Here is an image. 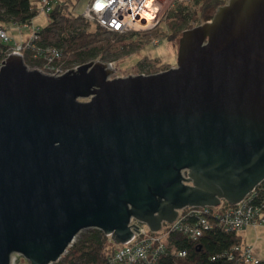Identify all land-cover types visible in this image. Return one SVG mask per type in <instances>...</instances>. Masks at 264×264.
Listing matches in <instances>:
<instances>
[{"label": "water", "instance_id": "obj_1", "mask_svg": "<svg viewBox=\"0 0 264 264\" xmlns=\"http://www.w3.org/2000/svg\"><path fill=\"white\" fill-rule=\"evenodd\" d=\"M114 71L2 60L0 264L57 262L87 227L122 243L132 216L159 231L264 181V0H228L184 29L174 66Z\"/></svg>", "mask_w": 264, "mask_h": 264}, {"label": "trees", "instance_id": "obj_2", "mask_svg": "<svg viewBox=\"0 0 264 264\" xmlns=\"http://www.w3.org/2000/svg\"><path fill=\"white\" fill-rule=\"evenodd\" d=\"M225 1L200 0L198 8L193 11L185 10L183 6L175 12H167L164 19L173 29L168 37L173 39L181 35L184 29L195 25L192 21L210 19L212 14L209 11ZM39 10L38 0H0V24L9 21L17 24L30 23ZM50 16L52 21L39 29L37 44L60 48L63 58L70 65L86 62L98 53L104 57L117 49L138 50L147 43L127 41V37L131 38L138 34L137 31H112L98 24L95 29H89L90 21L80 14L72 13L66 2L54 4ZM9 46L0 40V60L6 57ZM30 54L27 52L24 57L26 63L29 64L30 60L34 64L38 63ZM232 206L225 201V206L221 210L215 207L213 214L209 215L213 226L197 238L181 233L171 235L165 252L158 257L156 264H237L241 251L233 247L243 243L242 235L240 231L225 230L220 224L221 214ZM115 246V243L109 240V236L102 229L92 227L75 239L58 264H112L110 256ZM180 249H186L187 254L179 255L178 250Z\"/></svg>", "mask_w": 264, "mask_h": 264}, {"label": "built area", "instance_id": "obj_3", "mask_svg": "<svg viewBox=\"0 0 264 264\" xmlns=\"http://www.w3.org/2000/svg\"><path fill=\"white\" fill-rule=\"evenodd\" d=\"M38 1L43 4L42 7L40 5V10L43 8L48 16V22H51L50 12L53 8L54 0ZM147 2L148 0H88L82 16L102 28L112 31L130 32L154 20L155 15H157V9L154 5V17L149 19L146 16ZM32 23L33 20L30 23L16 24L18 27H28ZM40 28L36 27L32 31L31 36L23 42L11 45L7 54L14 52L20 53L25 57L26 53L30 52L33 60L38 61V63L34 64V68H39L46 73L54 75H60L69 68L76 67L77 65H67L60 48L52 45L42 46L37 44ZM0 40L10 44L11 37L7 26L4 24H0ZM2 60H0V66ZM215 207L185 206L178 210V215L174 221L164 222L159 231L150 230L146 223L132 216L130 219V226L133 231L131 238L125 242L117 243L112 239L111 235H108L109 240L116 245L110 256L111 263L156 264L158 257L165 252L171 235L181 233L188 237L197 238L205 230L210 229L213 223L209 219V215L213 214ZM220 224L228 231H241L248 225L264 227V181L255 187L243 200L224 211L220 216ZM233 249L241 251V257L237 264H264V258L256 255L251 245L242 243L234 246ZM178 254L184 256L187 254V250L180 249Z\"/></svg>", "mask_w": 264, "mask_h": 264}, {"label": "rangeland", "instance_id": "obj_4", "mask_svg": "<svg viewBox=\"0 0 264 264\" xmlns=\"http://www.w3.org/2000/svg\"><path fill=\"white\" fill-rule=\"evenodd\" d=\"M54 0L53 5L57 2L62 3L66 2L69 4V8L72 13L82 15L83 10L87 4L88 0ZM226 0L225 2H227ZM42 7V2L38 1ZM200 0H155L154 5L157 9V15H155L154 20H151L141 26L139 29L133 30L137 31L138 34L132 36L131 38L127 37V41H134L136 43L147 42L143 47L138 50H130L124 51L123 49H117L115 52L109 53L107 56L102 57L100 53L96 54V56L89 58V60L100 59L103 61L111 62L114 66V73L112 76H126L128 74H137V73H152L160 70L167 69L171 66L176 65L177 63V53H178V45H179V37L176 36L173 39L168 37L169 34L172 33L173 29L167 25L164 17L167 12H175V10L180 7L183 8L185 6V10L193 11L199 6ZM214 10H210L209 13L213 14ZM170 13V14H171ZM192 24H199L203 22V19H199L197 21H192ZM48 23V16L41 8L38 11L37 15L33 18V23L28 27H18L15 22H3L5 26L8 28V33L11 37L10 46L15 43H21L24 40L28 39L31 36L32 31L36 29V27H42ZM96 23L93 21L89 22V29H95ZM132 31V32H133ZM132 39V40H131ZM9 46V47H10ZM30 54V52H28ZM31 56V54H30ZM32 57V56H31ZM39 62H41L39 60ZM29 67L34 68V62L29 61ZM67 65H70L67 63ZM78 65V64H74ZM70 65V66H74ZM156 65H159L158 68H154ZM157 71H154L156 70ZM225 206V201H222L219 205L216 206L217 210H221ZM92 227L83 228L76 239L81 235L89 231ZM247 238L249 241H254L256 236H261V239L256 242V247L260 249H264V227L259 226L257 230L253 227L249 228L247 232ZM244 239L245 236H243ZM245 244V243H244ZM263 245V247H262ZM255 253V249H253ZM256 254V253H255ZM65 255V254H63ZM257 255V254H256ZM61 257L59 260H62ZM12 264H30L29 260H27L23 255L19 253L13 254ZM50 264H58L57 262H51Z\"/></svg>", "mask_w": 264, "mask_h": 264}, {"label": "crops", "instance_id": "obj_5", "mask_svg": "<svg viewBox=\"0 0 264 264\" xmlns=\"http://www.w3.org/2000/svg\"><path fill=\"white\" fill-rule=\"evenodd\" d=\"M77 1L75 0L74 3H76ZM251 227H253V226L252 225H248V226H246L244 229H242L240 231V234L242 235L243 244L245 243V244L251 245L252 246V249H255V251H256L255 253L259 257L264 258V249H260V248L256 247V245H255L256 242L261 239V236L257 235L256 238H255V240L253 242L252 241H249L248 238L246 237L247 234H248L247 232H248L249 228H251ZM258 227H253V228H255L257 230ZM243 236H245L246 239H244ZM262 247H263V245H262Z\"/></svg>", "mask_w": 264, "mask_h": 264}, {"label": "bare ground", "instance_id": "obj_6", "mask_svg": "<svg viewBox=\"0 0 264 264\" xmlns=\"http://www.w3.org/2000/svg\"><path fill=\"white\" fill-rule=\"evenodd\" d=\"M147 7L148 9L146 10V16L150 19L153 18L155 15V11H154V0H148L147 2Z\"/></svg>", "mask_w": 264, "mask_h": 264}]
</instances>
